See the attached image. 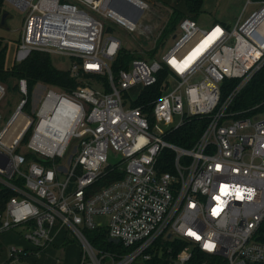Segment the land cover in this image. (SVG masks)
Returning <instances> with one entry per match:
<instances>
[{
	"label": "built area",
	"instance_id": "1",
	"mask_svg": "<svg viewBox=\"0 0 264 264\" xmlns=\"http://www.w3.org/2000/svg\"><path fill=\"white\" fill-rule=\"evenodd\" d=\"M7 1L26 12L15 64L35 51L70 58L79 83L50 86L32 107L18 82L22 99L0 128V187L12 193L0 236L27 246L9 244L0 264H31L62 230L81 243L79 264H264V106L234 107L264 69V0H248L258 8L233 27L188 16L162 57L117 71L123 45L106 21L136 32L145 1L136 22L111 0ZM141 34L152 40L150 26ZM165 67L160 94L136 105ZM7 91L0 83V102ZM193 117L207 123L191 148L168 141ZM167 150L172 171L161 167ZM93 231L119 247L93 245Z\"/></svg>",
	"mask_w": 264,
	"mask_h": 264
},
{
	"label": "rangeland",
	"instance_id": "2",
	"mask_svg": "<svg viewBox=\"0 0 264 264\" xmlns=\"http://www.w3.org/2000/svg\"><path fill=\"white\" fill-rule=\"evenodd\" d=\"M147 2L150 6V10L146 11L143 14L140 20L141 27L136 32H131L123 26H120L111 21H106L107 26L112 29V34L117 36L122 41V45L127 51H132L134 52L133 54L135 56L146 59L152 56L162 57L174 44L173 36L180 33V24H178V26L175 28L174 34L168 38L165 44L161 42V40H164L162 39L163 35L157 40L156 38H158L159 34L161 32L163 33V31L165 32V26L168 23L166 21H169V14L164 13V11L160 13V9L158 8V6H156L152 2ZM247 2L248 0H205L203 10L197 17V23L203 28H210L215 23L214 19H218L227 26L229 25L233 27L242 15L244 18H247L253 11L258 8L257 4H252L246 8ZM178 8L182 12H186L187 8L183 0L179 1ZM3 10L9 11L13 16L8 20V25L10 27L9 30H5L0 27V38L5 43H8L6 63L8 70H10V67L12 69V67L15 65V56L18 46L17 43L19 42L21 36V30L26 12L20 10L19 8L15 7L13 4L5 0L0 6V21ZM146 25L150 26L153 32V34L151 35V41L146 40L145 36L141 34V30ZM52 61L56 67L67 70L70 67L72 60L70 58L63 59L61 56L53 54ZM17 82L12 81V86L15 87L17 85ZM6 87L8 90L7 94L0 102V114L3 117L0 128L4 127L7 124V122L13 115L16 106L22 99V97L17 93V89L13 87L11 88L9 85H6ZM49 88L50 87L41 85L39 83L35 84L31 90L30 106L33 107L38 102H40ZM138 89L139 87L130 91V95L132 98L136 99L138 97ZM18 121H20V119H18ZM176 123H180L179 116L176 117ZM12 130L13 128L11 129V131ZM23 150L26 151V148H24ZM12 233L15 234V236L13 234L7 233L0 237V260L3 262L5 260V244H9L17 240L16 233ZM64 234L65 231L62 230L57 236L55 240V245L57 246V248H55L56 250L52 251V248H48V250L43 253L44 255H42V257L36 264H76V262H78L81 243L76 239L72 232H68L67 235L70 243L64 247H59L60 244L65 243V240L63 239ZM89 240L90 243L95 246L100 245L98 242L93 243L91 241V237H89Z\"/></svg>",
	"mask_w": 264,
	"mask_h": 264
},
{
	"label": "trees",
	"instance_id": "3",
	"mask_svg": "<svg viewBox=\"0 0 264 264\" xmlns=\"http://www.w3.org/2000/svg\"><path fill=\"white\" fill-rule=\"evenodd\" d=\"M5 0H0V6ZM205 0H184L187 8V14L180 12L179 10L174 9L167 25L165 26V32L163 31L162 35L164 40H161L165 44L169 37H171L175 28L180 24V22L191 16L197 18L203 10ZM110 27L107 28V31H111ZM163 44V45H164ZM7 49L8 43H5L0 38V83L9 85L11 88L12 81L17 82L20 79H27L30 86V100H31V90L35 84H41L44 86H53L58 89L65 91H71L74 89L79 81L75 79L69 70L60 69L53 64L52 55L48 52L35 51L26 61L15 64L12 69L8 70L6 58H7ZM132 51H127L124 47L122 48L120 55L114 61L113 67L115 71L121 68H127L129 63L134 58H142L135 56ZM154 57V56H152ZM150 57V58H152ZM169 73V68L165 67L161 74L159 75V82L157 85L147 88L144 92L143 97L135 103L136 105H143L160 94V88L163 79ZM19 82V81H18ZM17 85L13 88L17 89ZM264 69L263 71L255 77V79L249 84L247 89L242 93L241 99L235 104V108H249L256 105L263 107L264 105ZM260 107V108H261ZM149 109V108H147ZM207 121L201 117H193L187 119L181 126L174 129L167 137L168 141L175 143L181 147L191 148L195 141L199 138L203 132ZM175 155L173 152L167 150L165 151L161 159V167L163 171H172ZM115 175H111L106 179L99 182V186L104 185L105 183L113 180ZM12 196V193L0 187V211L3 209L5 202ZM87 235L91 237L93 243H99L102 247H113L118 248L109 242L105 238V234L100 231L88 232ZM97 240V241H96ZM69 238L65 239L63 246L69 244Z\"/></svg>",
	"mask_w": 264,
	"mask_h": 264
},
{
	"label": "water",
	"instance_id": "4",
	"mask_svg": "<svg viewBox=\"0 0 264 264\" xmlns=\"http://www.w3.org/2000/svg\"><path fill=\"white\" fill-rule=\"evenodd\" d=\"M139 2L140 0H111L110 7L117 11L118 13L122 14L123 16L133 20L137 21L140 16L143 14V11L140 7ZM13 16L12 14L7 11L3 10L1 15V21H0V27L5 30H9L10 27L8 25V20L11 19ZM176 35L174 36V38ZM111 243L118 244V239H110Z\"/></svg>",
	"mask_w": 264,
	"mask_h": 264
},
{
	"label": "crops",
	"instance_id": "5",
	"mask_svg": "<svg viewBox=\"0 0 264 264\" xmlns=\"http://www.w3.org/2000/svg\"><path fill=\"white\" fill-rule=\"evenodd\" d=\"M143 1H145L146 3H148L147 1H149V2H152L153 4H155L156 6H158V8L160 9V13L161 12H163L164 11V13H168L169 15V17H168V19L170 18V16H171V14H172V12H173V10L174 9H176V10H179L180 12H182L179 8H178V4H179V1L180 0H143ZM184 1V0H183ZM182 13H184V12H182ZM185 14H187V9H186V12H185ZM215 20V23H221V24H223V25H226V24H224V23H222L221 21H219L218 19H214ZM166 22H168V20L166 21ZM227 26V25H226ZM229 26V25H228ZM10 69H11V67H10ZM7 234V233H6ZM9 234H13V233H9ZM60 234V233H59ZM58 234V235H59ZM5 235V234H4ZM14 236H15V234H13ZM58 235H56V237H55V240H56V238H57V236ZM1 237V236H0ZM12 237V236H11ZM16 237H17V240L16 241H13L12 243H9V244H19V245H23V246H27V243L24 241V240H22L19 236H17L16 235ZM64 239V238H63ZM64 241V240H63ZM62 243V242H61ZM9 244H5V246H8ZM55 245V241H54V244H53V246ZM50 247V248H52V251H55L56 249L55 248H57V246L55 245L54 247ZM63 246V243L62 244H60L59 245V247H62ZM64 247V246H63ZM66 248V247H65ZM54 249V250H53ZM48 250V249H47ZM46 250V251H47ZM45 252V251H44ZM43 252V253H44ZM41 254L39 257H36V258H34V257H30L29 259H28V262H30L31 264H36L39 260H40V258L42 257V255H44V254ZM79 254H80V252H79ZM79 258H78V262H76V264H79V259H80V255L78 256Z\"/></svg>",
	"mask_w": 264,
	"mask_h": 264
},
{
	"label": "snow or ice",
	"instance_id": "6",
	"mask_svg": "<svg viewBox=\"0 0 264 264\" xmlns=\"http://www.w3.org/2000/svg\"><path fill=\"white\" fill-rule=\"evenodd\" d=\"M219 167V166H218ZM214 214H215V210H214ZM188 235L194 236L196 239H200L199 236H197L195 233L189 231ZM210 245L206 244L205 247H209Z\"/></svg>",
	"mask_w": 264,
	"mask_h": 264
},
{
	"label": "clouds",
	"instance_id": "7",
	"mask_svg": "<svg viewBox=\"0 0 264 264\" xmlns=\"http://www.w3.org/2000/svg\"><path fill=\"white\" fill-rule=\"evenodd\" d=\"M210 246L209 247H207L209 250H211V248L213 247L211 244H209Z\"/></svg>",
	"mask_w": 264,
	"mask_h": 264
}]
</instances>
